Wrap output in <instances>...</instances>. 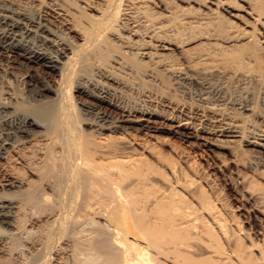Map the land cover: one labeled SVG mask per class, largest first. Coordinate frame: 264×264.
I'll return each instance as SVG.
<instances>
[{"label":"rangeland","instance_id":"1","mask_svg":"<svg viewBox=\"0 0 264 264\" xmlns=\"http://www.w3.org/2000/svg\"><path fill=\"white\" fill-rule=\"evenodd\" d=\"M211 1L213 2L149 0L147 7L144 10L141 8V11L138 8L129 9L127 0H123L118 18L106 35L115 43L121 44L120 38L124 36L131 40L138 38L139 34L135 36L130 31L135 24L139 27L144 25L143 15L154 22L170 23L179 29L185 18L197 20L204 13L209 16L208 22L198 28L222 35L231 31L232 21L239 27L243 25L230 14H244L243 10L248 3L258 2L222 0L225 3L216 8ZM54 2L68 14L69 24H60V29L65 33L64 36L76 41L79 40V29L71 33L66 28L73 25L75 19L87 21L95 17L103 6L101 0ZM37 3L33 1V6L29 4L33 15L40 11L44 13ZM243 16L244 21L249 20L247 15ZM189 28L193 30L188 25L183 29L180 27V31L184 30L189 34ZM144 29L143 26L140 32L143 39L146 38L143 35ZM257 29L261 31V35H257L260 38L263 36L264 23L258 25ZM199 43L195 42L191 46L199 49ZM260 44L264 46L262 43L257 45ZM123 49L127 48L123 46ZM12 53L14 52L8 50L0 53V101L13 102L18 111L38 114L49 127L41 129L31 141L18 145L16 151H10L8 158L0 159V179L12 177L22 182L21 189H16L18 192L7 191L10 193L1 194L17 201L18 205L11 218L12 225L1 226L0 223V236L3 237L0 264H126V260L124 263L121 260L122 247L115 245L117 232L112 219V208L115 210L119 193H123L132 217L137 218V224L143 220L149 223L152 221L150 227L156 230L161 240L160 243H152L155 246L149 245V250L154 254H164L163 257L167 256L171 260L175 257L173 261L176 259V264H264V167H260L255 149L240 138L233 143L226 142V137L220 138L226 148L206 149L195 138L180 136L177 132L184 133L188 130L176 127V123L168 119L161 105L154 108V103L163 104L169 98L190 102L196 101L195 98L175 91L159 78L145 77L138 80L136 90H123L121 100H127L125 103L128 107L140 109L139 111L153 108L157 110L158 116L154 117L152 125L156 130L146 132L137 127L127 128L123 136L120 133L113 136L116 140L121 138V141L133 143L131 147L134 153H143L130 174L127 172L109 176V173L102 171V178H92L88 173L84 174V178L82 173L75 178L76 181L80 180L77 183L74 178L72 180L69 172L71 162L65 154V143L61 138L53 137L56 136L53 128L58 124L62 125L60 113L57 112V109L60 111V104L69 107L66 110L77 119V99L83 95L72 84L69 92H64L56 100L47 98L37 102L32 99L29 84L47 81L54 88H61L65 82L59 78V74ZM93 102L101 104L102 110L115 111L97 100ZM249 116L247 118L251 122L258 126L264 125L262 118ZM79 122L81 121L77 122V126L82 130L84 126ZM100 179H103L101 183ZM71 187L76 192L80 190L78 198L75 191H70L73 190ZM115 188L116 191L120 190L117 191L118 194ZM71 192L73 195L70 196ZM161 199L162 203L151 209L153 201ZM110 210L112 216L107 215ZM102 239L111 242L105 249L96 243ZM163 257L158 259L163 262L161 264H173L163 260Z\"/></svg>","mask_w":264,"mask_h":264},{"label":"bare ground","instance_id":"2","mask_svg":"<svg viewBox=\"0 0 264 264\" xmlns=\"http://www.w3.org/2000/svg\"><path fill=\"white\" fill-rule=\"evenodd\" d=\"M33 1L38 2L40 10L42 9L44 13L41 11L37 15L31 13L29 4L32 5ZM101 1L103 6L95 17L87 21L75 19L73 25L66 28L71 33L79 29V34L77 33L79 40L76 41L64 36L65 33L60 29V24H69L68 14L57 6L54 0H0V53L2 50L12 51L28 62L37 63L56 75L59 74V78L65 82L63 84L60 81L63 84L61 88L60 86L54 88L47 81L29 84L28 90L32 93V99L37 102L47 98L56 100V97L63 96L64 92L68 93L72 84L76 91L83 95V99L80 97L77 99L79 103V112L75 115H78L77 119L68 113L66 108L69 107L60 104V111L57 109V112L60 113L62 125L56 121L58 125L53 128V134L56 135L53 137H59L65 143V154L71 162L68 168L70 167L72 180L82 173L91 174L92 178L93 176L102 178V171L109 173V176L127 172L130 174L143 153H134L131 147L133 143L121 141V138L116 140L113 136H117L118 133L123 136L125 129L135 127L151 132L155 129L152 126L154 117L158 116L154 108L159 105L165 110L168 119L176 123V127L190 131L177 132L180 136L195 138L206 149L219 150L226 148L224 141L220 140L221 137H226L228 139L226 142L230 143L240 138L246 145H251L255 149L258 163L260 167H264V125L258 126L247 118L248 115H253L264 120V46L257 45L264 44V32L263 36L257 37L261 35L257 26L264 23V0H257L256 4L248 3L243 10L244 14L229 12L231 16L242 22L243 28L232 21L231 31L222 35L198 28L199 25L208 22L207 13L198 16L197 20L185 18L181 22L182 29L188 25L193 27L194 31L189 28L191 29L189 34L184 30L180 31L178 26L157 23L147 15H143L144 25L140 24V27L137 24L133 25L134 28L130 33L140 36L144 26L143 35L146 38L138 36L137 39L131 40L124 36L120 38L121 44L115 43L106 32L113 28L123 0ZM127 2L129 9L144 10L149 0H127ZM224 3L225 1L222 0L211 1L216 8ZM243 15H247L249 20L244 21ZM121 23L124 24L122 21ZM195 42H200L199 49L191 46ZM123 46L127 49H123ZM130 54L138 57L134 58ZM145 77L159 78L168 87L195 98L196 101H177L169 98L165 99L163 104L154 103V108L149 111L128 107L125 103L127 100L125 102L121 100L122 91H131L136 87L138 80ZM65 99L68 97L64 98V101ZM93 100L104 103L115 111L102 110L101 104L98 105ZM14 105L11 101H0V159H6L10 151L17 150L18 145L31 141L35 135L37 137L41 129L49 127L38 114L18 111ZM76 121L82 122L84 126L82 130L77 126ZM66 155L65 158L68 159ZM175 172L177 174V171ZM102 180L100 179V183ZM21 186L22 182L12 177L0 179L1 226L12 225L11 218L18 205L17 201L1 194L16 191L17 188L21 189ZM73 188L75 189L74 186ZM74 189L70 191L74 192L76 190ZM79 191L74 192L78 194L77 198ZM72 192L70 196L73 195ZM122 194L119 193L117 199L115 198L113 216L112 210L107 214L112 216L115 223V232H117L115 245L122 247L121 260L123 263L127 261L128 264L163 263L158 259L164 254H154L149 250L150 244L161 242L156 230L150 227L152 221L149 223L148 220V222L143 220L137 224L135 221L137 218L132 217ZM154 201L151 209L162 203V199ZM112 219L109 221L111 222ZM110 237V240L113 239ZM2 239L3 237L0 236V249L3 244ZM107 241L108 239H102L96 243L105 249L108 243H111ZM163 258L169 263L176 264L174 263L176 259L173 261L175 257L172 260L167 256Z\"/></svg>","mask_w":264,"mask_h":264}]
</instances>
